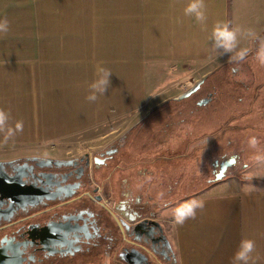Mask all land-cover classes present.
<instances>
[{
	"label": "crops",
	"instance_id": "0c3cea01",
	"mask_svg": "<svg viewBox=\"0 0 264 264\" xmlns=\"http://www.w3.org/2000/svg\"><path fill=\"white\" fill-rule=\"evenodd\" d=\"M101 2L0 0V20L9 25L0 34V109L10 114V125L23 122V131L7 141L0 133V143L34 146L86 139L99 129L126 130L130 127L97 126L116 113L145 107L146 92L139 89L133 95L137 102L131 104L132 67L138 69L135 83L146 85L150 73L141 68L147 62L164 66L222 59L210 39L218 20L242 28L241 15L245 30L264 37V0H204V26L184 15L189 0H121L119 17L100 12ZM115 19L122 20L121 27H115ZM243 42L242 47H254L246 37ZM98 63L112 72L110 85L96 102H89L88 85ZM116 67L122 89L115 86ZM179 194L158 212L175 264H231L242 238L256 244L250 264H264V167L251 164L241 177ZM191 199L204 202L195 219L178 225L173 216L165 217Z\"/></svg>",
	"mask_w": 264,
	"mask_h": 264
},
{
	"label": "flooded vegetation",
	"instance_id": "af4514ba",
	"mask_svg": "<svg viewBox=\"0 0 264 264\" xmlns=\"http://www.w3.org/2000/svg\"><path fill=\"white\" fill-rule=\"evenodd\" d=\"M256 65L247 61L220 65L213 75L195 82L190 89L198 86L189 95L169 98L173 100L170 107L158 105L154 126L141 118L115 143L94 154L7 160L11 163L5 164L0 174V264H162L164 243L159 226L145 222L155 221L162 227L154 197L172 196L179 190L188 193L195 185L193 178L177 175V144L185 143L188 149L196 142L205 157V149L210 151V127H264V67ZM227 95L233 98L228 109ZM167 112L170 117L163 119ZM138 138H143L138 145L142 155L125 167L128 176L118 184L121 194L116 201L114 172L119 166H115V157ZM227 144L224 141L221 154L210 166L204 161L197 170L200 185L214 181L221 171L232 177L249 167L244 158L251 150L241 147L227 152ZM183 157L187 159V152ZM158 160L163 163L161 176L150 178L152 171L143 163L153 165ZM134 164L140 166L135 174L143 193H134L132 187L129 171ZM101 168H110V172L98 173ZM146 178L150 180L145 185ZM173 202L171 199L165 207ZM147 228L151 237L143 234ZM144 256L147 260L141 261ZM168 256L169 264H175L170 253Z\"/></svg>",
	"mask_w": 264,
	"mask_h": 264
},
{
	"label": "rangeland",
	"instance_id": "374dc122",
	"mask_svg": "<svg viewBox=\"0 0 264 264\" xmlns=\"http://www.w3.org/2000/svg\"><path fill=\"white\" fill-rule=\"evenodd\" d=\"M104 0H102L101 4H99V11L100 12H110L114 13L115 16L119 17L122 14L123 11V4L121 0H110V3L104 4ZM106 1V0H105ZM242 16L238 18V23L242 27L241 29L245 30L243 27L246 25V20L244 18H241ZM262 20H259L260 22ZM104 23V21H103ZM115 27H121L122 20L121 19H115L114 20ZM261 23V22H260ZM121 38V37H120ZM133 38V37H132ZM239 39V46L242 47L245 43H242L243 36L238 37ZM133 47V46H132ZM252 54L249 55L247 58V62L252 66H257L256 62L251 57ZM222 59H215L214 57L212 59H205V60H193L187 62L185 65H164V66H156L153 63L147 62L145 65V68H141L142 71H146V73H150V77L147 79L146 85L144 84H136L133 80L134 76H137L138 69H135L132 67L130 72V87L131 92L133 93L131 95V104H133L137 99L133 97L134 93L137 92L139 89L142 92H146V105L145 107L139 106V108L132 107V110L129 112H126L125 115H121V113H116L113 118L106 121V123L102 124L100 123L97 127H131L134 124H137L140 119L142 118L143 122L149 123V127H152L156 124L157 121H155V117L153 118L154 113L156 112V107L160 105L161 103H164L163 105L167 104V106L170 107L173 100L172 97H176L178 99L183 98L180 93L187 92L192 85L202 79L203 77H206L208 75H213L215 72L214 70L219 64H222L225 62V64H222L221 66H230L234 65V62H232L229 57L224 55L221 57ZM251 70V68H250ZM120 71V68H115V86L122 89V78L118 79V72ZM251 72V71H250ZM227 76H230V71L227 70ZM121 77V76H120ZM155 80V81H154ZM127 88V86H125ZM146 90V91H145ZM179 94V95H178ZM227 94V93H226ZM178 95V96H177ZM230 95V94H229ZM228 96V95H227ZM167 98V99H166ZM224 98L223 95L221 96V99ZM228 100H226L225 105L226 109H228L231 105H233V99L231 96L227 97ZM235 98V97H234ZM136 99V100H134ZM161 101V102H160ZM137 102V101H136ZM143 102V101H142ZM160 102V103H159ZM162 105V106H163ZM144 117V118H143ZM167 119L170 117V113L167 112L165 116H163ZM240 119V117H239ZM232 123L238 122L235 120H231ZM212 123V122H211ZM230 122L227 121V124ZM142 124V122H141ZM127 129V128H126ZM129 129V128H128ZM210 151L205 149L206 155L205 157H202L203 149L200 150L199 147L195 146L194 142V148L190 145V147L187 149L185 143H179L177 144L178 150L180 151L178 158L176 159L177 164V175L180 177V179H184L185 176L188 177L190 180L193 178L195 185L194 188H199L200 183L202 180L200 179V175L197 174V170L200 168L202 163L204 161H207L205 163V166L209 164L212 161V159L216 158L218 155L221 154L222 148L224 147V141H228V144L226 145L227 152L236 150L238 148L243 147L245 150L247 149V145L245 143L246 139L250 135H256L259 139L264 141V127H210ZM220 131V132H219ZM203 131H201L202 133ZM123 133H125V129L123 131H103L99 129L96 132H92L91 137L86 139H72L67 142H60V143H46V144H39L34 146H21L16 144H10V143H0V161H7L11 159H17V158H24V157H30V156H47V157H72L77 156L82 153L88 152L89 154H94L96 151L102 149L103 147L115 143L117 141V138H119ZM198 132L195 133V136ZM105 134V135H103ZM96 136V137H94ZM98 136H100L98 138ZM102 136H104L102 138ZM140 140H143V138L136 140L132 143L131 147L129 145L128 148L124 149L121 148L119 153L116 155L114 163L115 166L118 165L119 167H116L114 172V191H113V198L117 201L120 197V187L121 185H118L121 178H126L128 176L127 169L125 167L135 162V158L138 157V155H142V152L139 151L138 148ZM127 150L131 152V154L128 155ZM184 152H187V159L186 157H183L182 155ZM154 155V153L152 154ZM129 156L131 158H129ZM248 157H245L244 160L248 162V166H250L251 163L249 161V155ZM202 157V159H201ZM160 160H158L155 168V164H145L143 163V166L146 167L148 170L152 171L153 174L151 177H154L155 175L159 178L160 172V166L163 165ZM244 162H242L243 164ZM140 166L138 164H134V167L129 171V173H132V184H133V190L134 193H143L140 192L144 190L143 188H140L138 179L136 177L137 174L135 172L138 170ZM264 165H260V168H263ZM211 169V167H210ZM104 175L107 172H110V168H101L98 173H103ZM196 172V174H194ZM245 172V171H244ZM243 172V173H244ZM242 174L237 173V177H241ZM164 176H166V173H163ZM194 174V175H193ZM188 175V176H187ZM169 176V174H167ZM166 176V178H167ZM182 176V177H181ZM236 177V176H234ZM228 178V177H225ZM169 179V178H168ZM149 178H146L145 185L149 182ZM213 182V181H212ZM206 184L203 182L201 185ZM118 189V190H117ZM181 194L182 190L177 191V194ZM179 194V195H180ZM181 196H176V191L174 192V195H161L154 197L157 199V204L159 205L156 207L158 209L157 211V217L158 212H160V209L167 208L166 203L170 201L171 199L175 200L176 198ZM164 207V208H163ZM173 211L167 212V216H165L167 219H170ZM160 220V219H159ZM165 224V223H164Z\"/></svg>",
	"mask_w": 264,
	"mask_h": 264
},
{
	"label": "clouds",
	"instance_id": "9594fccd",
	"mask_svg": "<svg viewBox=\"0 0 264 264\" xmlns=\"http://www.w3.org/2000/svg\"><path fill=\"white\" fill-rule=\"evenodd\" d=\"M185 16H189L198 21L202 26L206 24V5L204 0H189L183 9ZM9 31L8 21L0 20V34H6ZM248 38L254 47H240L238 37ZM210 39L213 48L219 55H225L236 63L241 64L247 61L252 54V59L260 66L264 67V37L257 34L252 29L243 30L239 27H232L228 22L216 21L210 32ZM112 72L104 67L102 63L95 66V78L88 85V95L86 99L89 102H96L100 96H103L110 85V75ZM10 114L0 109V133L4 134V140L7 141L16 133L23 131V122L17 121L14 125L9 124ZM247 148L251 150L249 161L255 165H264V142L256 135H250L245 141ZM247 166V165H246ZM204 202L196 199L185 201L173 210V218L178 225H183L188 219H195L198 209H203ZM256 250L255 241L249 238H242L239 241L237 250L234 252L231 264H250L253 260V253Z\"/></svg>",
	"mask_w": 264,
	"mask_h": 264
},
{
	"label": "water",
	"instance_id": "95a60500",
	"mask_svg": "<svg viewBox=\"0 0 264 264\" xmlns=\"http://www.w3.org/2000/svg\"><path fill=\"white\" fill-rule=\"evenodd\" d=\"M199 84V83H198ZM197 86L198 85H195V87H193V88H191V89H189L182 97H185V96H187V95H189L191 92H193V91H195L196 90V88H197ZM31 159H40V157H32ZM233 162V161H232ZM7 163H11V161H9V162H6V161H0V174H2V169H3V167H4V165L5 164H7ZM231 163V161L230 162H225L224 164H223V167H222V169H224L227 165H229ZM225 178V175L223 174V171H221V173L220 174H217L216 176H215V178H214V181H220V180H222V179H224ZM145 222L146 223H151V222H154V223H156L158 226H159V229H160V233H161V238H162V240H163V243H164V249L162 250V252H161V255L163 256L161 259H162V261H163V263L162 264H169V261L167 260V259H169V256H168V253H170V255L172 256V260H173V263H175V257H174V253L172 252V249H171V246H170V243H169V241H168V239L166 238V236H165V234L163 233V231H162V227H160V225L157 223V222H155V221H151V220H145ZM144 233L143 234H145L146 236H150L151 237V235H152V233H151V231H150V228H147V229H145V231H143ZM146 259V257L144 256L143 258H141V261H142V259ZM147 260V259H146Z\"/></svg>",
	"mask_w": 264,
	"mask_h": 264
}]
</instances>
